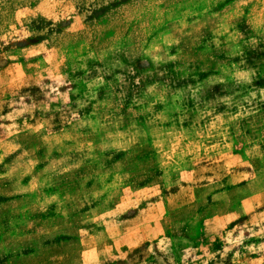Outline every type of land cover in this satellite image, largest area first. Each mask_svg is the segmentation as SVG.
Masks as SVG:
<instances>
[{
	"label": "rangeland",
	"instance_id": "1",
	"mask_svg": "<svg viewBox=\"0 0 264 264\" xmlns=\"http://www.w3.org/2000/svg\"><path fill=\"white\" fill-rule=\"evenodd\" d=\"M0 264H264V0H0Z\"/></svg>",
	"mask_w": 264,
	"mask_h": 264
}]
</instances>
